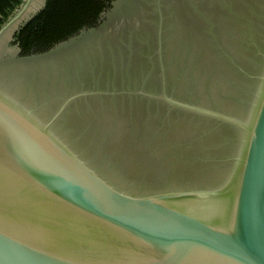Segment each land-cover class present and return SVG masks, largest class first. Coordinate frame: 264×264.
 Segmentation results:
<instances>
[{
    "label": "water",
    "instance_id": "water-1",
    "mask_svg": "<svg viewBox=\"0 0 264 264\" xmlns=\"http://www.w3.org/2000/svg\"><path fill=\"white\" fill-rule=\"evenodd\" d=\"M215 44L218 67L228 60L249 78L230 57L249 44L227 48L221 36ZM258 80L243 119L173 99L164 88L136 92L240 133L236 153L213 178L155 189H134L94 167L61 130L74 101L110 93H73L49 111L47 102L29 103L0 82V264H264V71ZM105 122L111 136L105 152L135 174L143 144L128 142L134 130Z\"/></svg>",
    "mask_w": 264,
    "mask_h": 264
},
{
    "label": "rangeland",
    "instance_id": "rangeland-1",
    "mask_svg": "<svg viewBox=\"0 0 264 264\" xmlns=\"http://www.w3.org/2000/svg\"><path fill=\"white\" fill-rule=\"evenodd\" d=\"M27 1L0 35V82L29 103L47 102L49 111L72 92L110 93L107 99L94 95L74 101L60 126L82 157L115 172L118 182L155 189L213 178L214 161L225 157L230 137L206 133L205 123L136 92L157 95L164 88L173 99L239 115L249 86L238 80L228 60L220 59L218 67L215 41L221 36L232 49L249 44V0H115L97 26L44 53L21 57L11 44L13 35L44 0H23L0 27ZM245 48L246 55L230 57L249 72V45ZM104 122L123 132L140 130L128 136L147 151L138 156L135 174H125L121 166L130 163L115 164L114 154L105 152L111 136Z\"/></svg>",
    "mask_w": 264,
    "mask_h": 264
},
{
    "label": "trees",
    "instance_id": "trees-1",
    "mask_svg": "<svg viewBox=\"0 0 264 264\" xmlns=\"http://www.w3.org/2000/svg\"><path fill=\"white\" fill-rule=\"evenodd\" d=\"M113 1L44 0L41 8L14 33L11 44L18 48L21 57L44 53L97 26L107 5ZM22 2L0 0V27Z\"/></svg>",
    "mask_w": 264,
    "mask_h": 264
},
{
    "label": "flooded vegetation",
    "instance_id": "flooded-vegetation-1",
    "mask_svg": "<svg viewBox=\"0 0 264 264\" xmlns=\"http://www.w3.org/2000/svg\"><path fill=\"white\" fill-rule=\"evenodd\" d=\"M243 48H245V46L244 47L240 46L239 50L235 49L233 54L230 52L231 53L230 56L235 59L236 57H241L240 53H244L245 51V49ZM246 52L247 51H245V55L247 54ZM247 56L249 57V72H248L249 78L246 77L244 74H237L238 80L245 81V83H247V85L249 86V88L247 89L248 91L247 96L245 100L243 101V103L240 104L241 106L238 109L239 115H233L229 112L231 115L236 116L240 119H243L245 117L247 110H248V104L250 107V104L253 100V96L259 85L258 77H260L264 71V0H251L249 2V53ZM188 70H191L190 66H189V69H187L186 71ZM164 91H165L166 96H171L169 95V93L166 92V90ZM71 94H73V92L70 93L69 95ZM90 99H93V98H90ZM92 101L94 102V100ZM69 110L70 108L68 109L66 113H68ZM190 117H192L190 121H194V118H195L196 120L194 122H202L197 117H194V116H190ZM174 124H175L174 122H171L170 126H173ZM204 128H205L206 133L207 132L209 133L218 132L219 134L223 136V139H225V136L230 137L229 142H228L229 151L225 153V157L222 159H217L216 161L209 160V162L214 161L215 163L212 166V169H216L217 167L220 168V167L228 165L230 159L234 156V154L236 153L237 147H238V143L240 140L239 131L227 125H218L214 123H206ZM136 133L140 134L138 132ZM205 163H208V162L204 161L203 164Z\"/></svg>",
    "mask_w": 264,
    "mask_h": 264
}]
</instances>
